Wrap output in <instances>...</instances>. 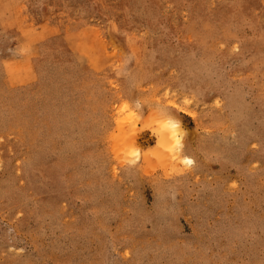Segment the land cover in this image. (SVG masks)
<instances>
[{"label": "rangeland", "instance_id": "374dc122", "mask_svg": "<svg viewBox=\"0 0 264 264\" xmlns=\"http://www.w3.org/2000/svg\"><path fill=\"white\" fill-rule=\"evenodd\" d=\"M0 264H264V0H0Z\"/></svg>", "mask_w": 264, "mask_h": 264}, {"label": "bare ground", "instance_id": "6f19581e", "mask_svg": "<svg viewBox=\"0 0 264 264\" xmlns=\"http://www.w3.org/2000/svg\"><path fill=\"white\" fill-rule=\"evenodd\" d=\"M165 127V126H164ZM176 127H178L177 125H176ZM172 130H173V128H170L168 131H169V134L170 135H172L173 134V132H172ZM164 131V130H163ZM164 133V132H163ZM165 135V134H164ZM164 135H161V136H163L164 137ZM168 135H165V138H169L170 136H168ZM168 141V140H167ZM165 142H166V140H165ZM169 142V141H168ZM167 144V143H166ZM168 144H170V143H168ZM185 161L187 162V163H190L191 162V160L190 159H185ZM189 165V164H188Z\"/></svg>", "mask_w": 264, "mask_h": 264}]
</instances>
